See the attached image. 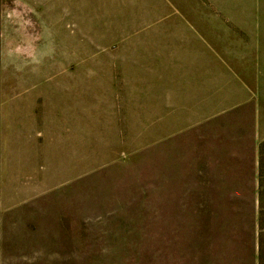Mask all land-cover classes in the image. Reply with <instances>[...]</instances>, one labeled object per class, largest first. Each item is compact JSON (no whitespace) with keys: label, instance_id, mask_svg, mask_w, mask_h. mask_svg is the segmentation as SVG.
<instances>
[{"label":"rangeland","instance_id":"obj_1","mask_svg":"<svg viewBox=\"0 0 264 264\" xmlns=\"http://www.w3.org/2000/svg\"><path fill=\"white\" fill-rule=\"evenodd\" d=\"M255 1L0 0V264H264V141L255 140L254 102L163 143L140 149L137 141L107 166L93 143L78 175L64 164L63 144L43 151L37 135L36 149H25L16 126L23 104L28 110L51 89L67 104L79 81L94 107L112 75L100 70L111 64L105 48L123 33L163 15L232 29L226 17H249ZM41 176L57 180L42 189ZM17 193L41 194L8 197Z\"/></svg>","mask_w":264,"mask_h":264},{"label":"crops","instance_id":"obj_2","mask_svg":"<svg viewBox=\"0 0 264 264\" xmlns=\"http://www.w3.org/2000/svg\"><path fill=\"white\" fill-rule=\"evenodd\" d=\"M261 4L262 0L255 1L254 13L249 17L227 16L225 21L231 22L232 29L223 31L191 24L197 20L185 15H163L149 21L155 23L149 29L123 33L110 42L112 47L105 48V53L110 51L111 64L102 62L100 70L106 73L110 66L112 75L101 80L94 107L88 108L87 89L80 81L69 87L67 104L57 101V89H51L37 105L30 104L28 110L23 109L24 104L21 106L16 126L24 131V148L32 151L37 135L43 151L63 144L67 153L64 164L72 168L70 173L78 175L87 171V151L93 143L101 151L100 167L107 166L114 163L112 158L119 157L120 151L135 150L137 141L140 149L163 143L169 133L207 125L252 102L255 140L262 143ZM191 118L192 122L187 123L186 119ZM47 157L45 161L50 163ZM33 159H27L28 166L34 165ZM30 172L27 175L32 185L36 174ZM41 178L38 180H43V188L38 187L42 189L57 180L55 176ZM28 186L29 190L35 188ZM40 194L17 193L8 197L33 198Z\"/></svg>","mask_w":264,"mask_h":264}]
</instances>
